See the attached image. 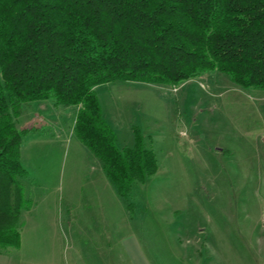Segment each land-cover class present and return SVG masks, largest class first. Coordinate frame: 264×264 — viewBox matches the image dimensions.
Masks as SVG:
<instances>
[{
	"label": "rangeland",
	"instance_id": "rangeland-1",
	"mask_svg": "<svg viewBox=\"0 0 264 264\" xmlns=\"http://www.w3.org/2000/svg\"><path fill=\"white\" fill-rule=\"evenodd\" d=\"M97 91L118 146L139 128L157 172L125 200L74 135L75 109L33 103L17 119L31 127L21 146L31 205L0 264H264V91L219 72Z\"/></svg>",
	"mask_w": 264,
	"mask_h": 264
},
{
	"label": "trees",
	"instance_id": "trees-1",
	"mask_svg": "<svg viewBox=\"0 0 264 264\" xmlns=\"http://www.w3.org/2000/svg\"><path fill=\"white\" fill-rule=\"evenodd\" d=\"M208 72L264 91V0H0V249L20 246L31 205L21 181L31 127L17 124L25 108H74V135L129 200L157 157L137 127L134 144L118 146L97 88L172 86Z\"/></svg>",
	"mask_w": 264,
	"mask_h": 264
},
{
	"label": "crops",
	"instance_id": "crops-1",
	"mask_svg": "<svg viewBox=\"0 0 264 264\" xmlns=\"http://www.w3.org/2000/svg\"><path fill=\"white\" fill-rule=\"evenodd\" d=\"M102 168V167H101ZM103 170V169H102ZM105 173V172H104ZM106 175V174H105Z\"/></svg>",
	"mask_w": 264,
	"mask_h": 264
}]
</instances>
